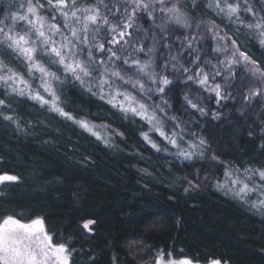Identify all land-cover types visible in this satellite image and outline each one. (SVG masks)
Returning <instances> with one entry per match:
<instances>
[{"label":"trees","instance_id":"trees-1","mask_svg":"<svg viewBox=\"0 0 264 264\" xmlns=\"http://www.w3.org/2000/svg\"><path fill=\"white\" fill-rule=\"evenodd\" d=\"M27 2L0 0V20L9 12L26 10ZM77 2L89 5L93 0ZM104 2L110 7L118 4L123 11L122 0ZM169 2L176 3L188 15L190 29L160 33L155 27L162 22L160 12L155 13V21L148 20L143 13L138 14L133 28L129 29L135 47L143 45L147 51L155 44L157 72L162 62L171 56L189 67V50L181 46L192 37H195L193 47L201 57H208L215 64L212 57L218 54L212 49L218 41L206 27L213 23L216 30L236 39L241 50L258 61L264 70V49L243 26L264 18V0H247L255 15L244 11L243 0H226L229 4H240L243 24H233L227 18L216 16L200 0ZM194 3L200 6L193 16ZM18 5L25 8L18 9ZM43 14L51 19V13ZM109 19L115 23L123 17L116 13L115 16L109 14ZM6 23L11 24V21ZM19 24L25 26L23 22ZM16 28L18 30L19 26ZM165 43L170 49L163 46ZM0 50L12 55L18 68L28 76L26 64L20 57L6 47ZM128 53L141 61L146 58L131 47L125 55ZM42 58L50 63L49 67L58 68L60 79L53 83L57 104L73 119L49 111L48 105L42 106L30 99L26 92L23 96L8 94L0 87V100L6 105L0 106V175L18 177L17 181H6L0 186V217L12 215L25 223L41 218L53 241L68 248L70 264H154L158 255L189 259L198 264L211 261L264 264V209L252 206L264 198L253 192L241 199L217 187L224 184L226 188L238 189L239 185H232L226 173L235 172L243 178L245 169L264 166V97L244 101L241 92L257 85L245 80L246 86L241 87L243 71H239L236 86L230 90L231 97L219 104L214 96L197 85L183 83L186 76L182 69L176 73L179 79L174 78L170 74L171 64L172 85L163 94L142 95L130 83L115 79L113 88L132 91L173 125L168 117H177L180 128L176 129L181 131L183 140L176 138L181 148L193 142L198 144L201 138L206 141L202 156L185 160L176 155L177 148L150 133L146 120L122 113L70 75L66 77L63 69L51 63L48 56L42 55ZM116 65L124 74L126 66H122L121 61H116ZM134 71L129 70L127 74L133 75ZM205 71H211L210 65H205ZM35 76L32 73V81H28L32 89L46 93ZM146 87H149L147 83ZM93 90L96 91L95 87ZM184 95L209 114L200 115L193 110L183 100ZM43 97L52 100L49 94ZM161 108L165 111L161 112ZM211 113L218 119H213ZM4 116L12 119L6 120ZM83 120L104 123L117 134L98 140L74 122ZM142 133H148L160 150L153 148ZM248 183L250 187L264 184L258 176ZM86 222H91L88 230L84 228Z\"/></svg>","mask_w":264,"mask_h":264},{"label":"snow or ice","instance_id":"snow-or-ice-1","mask_svg":"<svg viewBox=\"0 0 264 264\" xmlns=\"http://www.w3.org/2000/svg\"><path fill=\"white\" fill-rule=\"evenodd\" d=\"M122 3L123 11L118 4L110 7L104 0H93V3L89 5L78 3L77 0H35V2L28 0L26 10L9 12L3 20H0V24L3 25L0 27V47H6L11 53L22 58L30 75L34 70L41 73V86L52 96V100L45 99L39 92L29 91L28 96L42 106L48 105L49 111L69 120L73 119L58 106V97L51 86V81L59 80L60 77L49 72L39 63L36 58L37 52L48 56L51 63L63 69L66 77L70 75L82 87L93 95H98L101 100H105L112 107H118L122 113H131L133 116L146 120L152 125L150 130H155L167 143L178 149L176 155L179 157L191 160L197 155L202 156L206 144L203 138L198 144L190 143L187 148H181L176 139L179 137L183 140L181 133L175 131L170 135L166 133L163 130V122L156 118L154 112L148 114L144 103L138 101L127 91L121 92L118 88H113L115 79L122 80L125 84L130 83L133 88H138L142 95L163 94L165 89L172 85V80L169 79V65L171 64L170 74L174 78L179 79L176 73L182 69V73L186 76L183 83L191 82L197 85L203 92L214 96L216 103L219 104L221 100L231 97L230 90L236 86L239 71H243L245 76L241 78V87L246 86L245 80L257 85L249 87L246 92H241L247 103L255 97H264V87L260 86L264 85V70H261L258 61L241 50L236 39L216 30L217 26L213 23L206 27L212 31L213 38L218 41L216 47L212 49L218 54L212 57L216 60L215 64L208 57H201L198 50L193 47L195 37H192L181 46L189 50L191 57L187 60L189 67L180 64L176 56H171L162 62L161 70L157 72L155 70V44L147 48V51L143 45L135 47L132 43L133 33L129 29L133 28L138 14L143 13L148 20L155 21L156 12L162 13L160 17L162 22L155 25L160 33H171L181 28L190 29L192 25L188 15L176 3L170 4L169 0H122ZM200 3H205L206 7L216 16L227 18L233 24L237 22L243 24L239 15L240 4H229L226 0L223 3L222 0H200ZM243 3L244 11L255 15L254 9L247 4V0H243ZM199 6V3L193 4V16ZM17 8L22 10L25 6L18 5ZM45 11L51 13V19L43 14ZM116 13H120L123 19L113 23L109 19V14L115 16ZM58 18L60 22H57ZM9 20L11 24L6 23ZM18 22H23L25 25L23 32L17 30ZM169 25L175 27L170 28ZM243 26L249 30L248 35L253 36L260 48L264 49V18L254 24L248 23ZM161 38L167 39L165 36ZM163 46L170 49L168 43ZM129 47L134 52L142 53L146 58L141 61L132 58L131 53L126 56L125 53ZM98 53L105 55L99 56ZM220 56H223V59H220ZM116 61H121L122 66H126L123 70L124 74H122V68L116 65ZM172 61H177V63L172 64ZM206 64L210 65L211 71H205ZM132 69L135 70L133 75H128L127 72ZM189 72L192 74L188 75ZM94 73L97 75L94 76ZM133 76L136 78L134 79ZM218 78L220 82H217ZM146 83L149 87H146ZM18 84H25V88H19ZM152 85L155 87L153 88ZM0 87H3L8 94L23 96L28 85L19 73L14 72L3 61H0ZM94 87L96 91L93 90ZM121 96H123V101L117 99ZM196 99L198 101L199 97ZM183 100L200 115L209 114L204 107L198 106V103H194L187 95L183 96ZM162 103L167 104V101L162 100ZM0 106L6 107L4 100H0ZM160 110L165 111L164 108ZM165 115H167L166 112ZM211 115L213 119H218L215 113ZM4 119L11 120L12 117L4 116ZM168 119L173 121L175 128H180L177 117L173 115ZM74 122L96 139H101L99 133L93 131L94 126H90L85 121ZM142 136L153 148L160 150L156 144L151 142L148 133H142ZM226 176L229 177L232 185H240V187L238 189L226 188V185L220 184L217 186L218 189H226L233 195L240 196L241 199L258 189L264 195V184H253L250 187L248 183L254 176H258L259 180L264 182V166L259 169H245L243 178L235 172H228ZM17 180L16 176L0 175V183ZM252 206L264 209V199H261L258 205L254 203ZM0 264H70V252L66 245L53 241L52 236L44 228V221L41 218L24 223L15 216L6 215L0 217ZM157 264H163V257L157 260ZM168 264H191V261L172 260L168 261ZM212 264H220V261H212Z\"/></svg>","mask_w":264,"mask_h":264},{"label":"rangeland","instance_id":"rangeland-1","mask_svg":"<svg viewBox=\"0 0 264 264\" xmlns=\"http://www.w3.org/2000/svg\"><path fill=\"white\" fill-rule=\"evenodd\" d=\"M16 26H19V31H21V32H23L24 31V28H25V26H20V24H19V22L17 23V25ZM210 32H212V31H210ZM36 58H37V60L39 61V63L40 64H42L49 72H52V73H55L57 76H58V74H59V71L57 70L58 68H51V67H49L48 66V63L49 62H46L43 58H42V54L40 53V52H37V55H36ZM21 60H22V58H21ZM0 61H3L6 65H7V67L8 68H11L14 72H16V73H19L22 77H23V79H24V81L27 83V85H28V88L26 89V93H28L29 91H31V92H33V93H35V92H40V91H38V90H36V89H32V87H31V83H29V82H31L32 81V79H31V75L30 74H28V76L26 77V75H25V73H24V71L22 70V68H18V65H17V63H16V60H15V58L12 56V55H10V54H7V52L5 51V50H0ZM45 61V62H44ZM50 64V63H49ZM26 68H27V66H26ZM28 70V69H27ZM32 73H35V78L37 79V82H38V84H39V87H41V89L44 91V88L41 86V73L39 72V71H36V70H34ZM29 81V82H28ZM54 81L55 80H52L51 81V86H52V88H53V83H54ZM18 87L19 88H25V84H18ZM115 89V88H114ZM119 89V88H118ZM121 92H124L123 91V89H119ZM128 93H130L131 95H133V96H135L136 97V99L138 100V101H140L141 103H143L142 102V100L141 99H139V97H137V95H135L132 91H127ZM47 93V92H46ZM46 93H44V92H40L39 94L40 95H42V96H46L47 94ZM52 97V96H51ZM45 98V97H44ZM119 101H123V96H121V97H118L117 98ZM147 106V105H146ZM147 109H148V114H152L153 112L155 113V116H156V118L158 119V120H161L162 122H163V130L166 132V133H168L169 135L173 132V131H175V132H179V133H181V131L179 130V129H176L175 128V126L170 122V121H168L167 119H165L163 116H160L159 115V113L154 109V108H152V107H148L147 106ZM83 121H85V122H87L90 126H94L93 127V131H98V133H99V135L101 136V137H103L104 139H107V138H110L111 136H114L115 134H117V132L114 130V129H112V128H110L108 125H106V124H104V123H94V122H91V121H88V120H83ZM154 123H155V121H154ZM149 126H150V129H152V125H150L149 124ZM149 129V131H150V133H152V134H154V135H158V137H160V138H162L155 130H150ZM176 129V130H175ZM168 131V132H167ZM159 138V139H160ZM151 139V138H150ZM177 139V138H176ZM194 143V142H193ZM154 144H156V143H154ZM157 145V144H156ZM171 145V144H170ZM6 181H4V182H2V183H0V186H2V185H4V183H5ZM239 187H240V185H239ZM256 194H258V195H260V196H262L263 198H264V195H262L261 194V191L258 189L257 191H256ZM25 223V222H24ZM90 225H91V222H86L85 224H84V228L86 229V230H88L89 229V227H90ZM160 257H163L162 255H158L156 258H155V262H154V264H157V260L160 258ZM172 260H175V261H180V260H185V259H174V258H165V257H163V264H168V261H172ZM186 260H189V259H186ZM189 261H191V260H189ZM191 264H198V263H195V262H193V261H191ZM207 264H212V261L211 262H209V263H207Z\"/></svg>","mask_w":264,"mask_h":264}]
</instances>
